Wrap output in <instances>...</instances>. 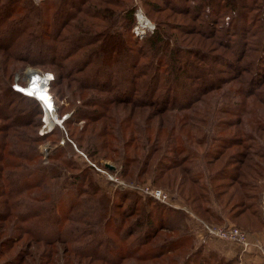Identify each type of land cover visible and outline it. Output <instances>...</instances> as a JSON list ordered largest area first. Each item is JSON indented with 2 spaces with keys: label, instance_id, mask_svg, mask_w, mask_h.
Wrapping results in <instances>:
<instances>
[{
  "label": "rangeland",
  "instance_id": "rangeland-1",
  "mask_svg": "<svg viewBox=\"0 0 264 264\" xmlns=\"http://www.w3.org/2000/svg\"><path fill=\"white\" fill-rule=\"evenodd\" d=\"M203 1L89 0L86 4L95 11L102 10L101 13L94 16L80 13L75 17V21L79 16V20L92 26L86 37L95 42L87 45L95 48L94 54L101 47L107 50L117 43L116 37L108 36L107 32H125L121 27L126 24L122 17L128 10H132L135 18L129 30L145 47L146 39L159 24L171 41L185 48L184 57L178 58L177 62L189 57L193 64L204 68L210 66L203 75L209 78L206 84L212 82V85L197 92L203 76L194 78L183 74L187 89L196 81L198 87L194 88V98H203L199 106L197 102L194 104L198 106L196 108L167 110L148 104H119L117 100L113 104V121H107L110 126L106 128L101 107L87 105V102L94 95L105 96L107 93L55 79L57 70L51 65H31L9 57L0 49V75L32 93L28 96L39 94L31 81L33 73L41 80L54 76L49 84L50 91L48 86L44 90L48 104V107L44 106L46 113L37 114V107L30 101L13 97L12 107L27 108L32 123L28 121L22 125L21 122L9 129L5 119L0 118V141L9 140V150H20L30 156L24 167L12 169L13 178L24 175L32 183L41 178L50 186L51 198L41 203L45 205L42 215L31 219V227L41 234H51L52 238L61 235L76 252L71 253L63 242H34L23 235L14 216L0 223V264H186V259L192 257L195 250L198 253L204 250L201 254L214 263L218 258L210 256L212 249L208 245L217 239L238 243L222 236L234 229L246 232L248 248L253 252L257 250L255 243L264 245V94L250 95L247 83L242 82L245 78L240 76L241 70L249 77L258 64L264 67V32L257 28L259 21L249 24L245 32L238 29L233 8L239 0H233L232 9L223 18L215 20L208 14L207 4L204 10L200 9ZM240 1L247 4L246 18L258 20L256 0ZM33 2L36 4L39 0ZM238 9L239 6L237 12ZM75 21L67 30L80 33L75 28ZM119 42L121 48L123 45ZM159 46H163L162 42ZM47 54L44 51L41 55L46 57ZM34 55L39 56L36 52ZM68 60L73 64L76 61L74 58ZM141 63L151 71L155 66L153 60L142 59ZM183 68L185 71L193 69L189 65H183ZM262 77L260 82L254 81L253 86L258 83L264 88V70L258 74V78ZM82 78L84 84L95 81V76L89 77V73L82 74ZM126 78L120 71L112 80L111 93L121 87L115 81L122 82ZM174 85L176 98H180L183 96L181 88L177 87L179 84ZM2 86L0 81V88ZM144 88L139 89L138 94H142ZM169 97L173 99V95ZM49 108L51 110H46ZM22 136L38 140L20 143ZM182 143L188 145L185 150L173 147L175 144L182 146ZM191 150L195 156L190 154ZM33 156L37 158H31ZM2 163L0 159V181L4 171ZM35 166L40 169L32 175L29 171ZM234 170H239L238 175ZM234 174L236 179H233ZM68 184L73 189L62 191V186ZM142 187L161 190L167 196L166 200L141 192ZM102 190L111 199L104 196ZM58 194L63 202L66 198L68 201L75 198V207L58 213L50 210L52 197ZM142 205L146 211L139 209ZM5 209L4 201L0 199V212ZM171 209L180 212L177 214ZM159 213L169 217L157 223ZM111 214L113 221L108 222ZM148 215L155 222V230L145 228L143 222ZM61 216L63 220L58 222L57 218ZM67 222H72L71 228L66 227ZM189 233L194 238L185 237ZM8 237L15 240L3 241ZM179 238L185 243L158 252L162 243ZM137 246L141 249L135 251ZM150 248L157 252L145 259L130 257L134 251L143 255ZM246 259L238 264H264L261 256L257 258L260 261L250 254Z\"/></svg>",
  "mask_w": 264,
  "mask_h": 264
},
{
  "label": "trees",
  "instance_id": "trees-1",
  "mask_svg": "<svg viewBox=\"0 0 264 264\" xmlns=\"http://www.w3.org/2000/svg\"><path fill=\"white\" fill-rule=\"evenodd\" d=\"M43 1L44 0H39V3L35 4L33 0H0V49L9 57L11 56L17 60H24L31 65H51L55 70H57L58 76L56 75L55 79H60L61 81L67 80L69 82L71 81L76 83L78 87H83L85 89L90 88L94 90L97 89L100 90V92L107 93L105 96L94 95V97L87 102V105L101 107V118L105 119L106 123L104 126H106V128H109L110 126L107 121H113V104L117 100H119V104L126 102L139 106L148 104L153 107L157 106L158 109L166 108L167 110H182L186 109L187 106H193L196 108L199 106L200 100L202 101L203 98H194V88L199 86V89L195 90L197 92L201 88L212 85V82L206 84V80L209 78L204 77L203 75V73L210 68L209 65H207V68H204L198 64H193L189 57L183 61L177 62L178 58L184 57L182 53H185V48L171 41V38H168V35H165V30L161 29L159 24L157 25L155 31H153V33H151L146 39V47L143 46L144 43H140L135 40L133 38V34L129 30V26L133 25L135 22L132 10H128L126 15L122 17L126 24H123L121 27L125 29V32H107L108 36H111L112 38H114L113 36L116 37L118 40L117 43L114 45L112 44V46H110L107 50H104V48L101 47L99 52L94 54L96 51L95 48H88L87 45H92L95 42L93 39L91 40L86 37V35H89V33L86 32L88 29L92 28V26L85 20H79V16L76 18L77 21H75V17L80 13H84L85 16H94L96 13L100 14L102 10L95 11L93 7L86 4L89 0ZM206 4L207 9H209L208 14H210L214 20L223 18L224 15L227 14V12L234 6L233 0H204L200 3V9L203 8L204 10V6ZM255 4V8L258 7L257 10L259 11L258 20L257 18H253L249 21V17L246 18V10L248 7L246 8L247 4H243L240 0L237 5L239 6L238 12L236 11L237 6L233 8L234 12H236L234 20L239 27L238 29L242 32H245L246 27L249 24H256L257 21H259V26H257V28L261 31V33L262 31L264 32V0H256ZM73 21H75V28L80 31V33H73L67 30L68 25ZM262 37H264V33L262 34ZM262 37L260 39H262ZM101 40L103 41L104 38H101ZM118 42L119 45H123L121 48H119ZM160 42H162L163 46H159ZM44 51L48 53L46 57L41 55ZM34 52H36L39 56L35 57L36 55H34ZM202 53L206 56L205 52ZM263 57L264 54L262 59ZM70 58L76 59L74 64L72 60H68ZM142 59L154 61L155 66L152 71L151 68L141 65ZM92 62H94L93 65L91 64ZM126 64L127 69L125 68ZM183 65L192 66L193 69L189 70L187 68V71H185ZM255 69L256 71H253L249 77L246 76L244 70L240 71V76L245 78V81L242 80L243 84L247 83V91L250 92V95L254 96L259 95L260 93L264 94V88H262L263 86L260 87V84L258 83L253 86L254 81L260 82L263 79V77L258 78V74L261 73V70H264V67L260 63ZM120 71L124 73L127 78L122 82L115 81V83L119 84V87H121L120 89L118 88L119 90H117V92L111 93L112 80H114ZM86 73H89V77L92 75L95 76L94 83L84 84L82 82V80H84L82 78V74L86 75ZM184 73H187L189 76L194 78L199 75L203 76L201 79L202 86H200L201 84L196 86L195 81L192 82L189 85V89H187L186 87L188 86V83L184 81ZM0 81L3 85L0 88V118L5 119L6 124L9 125V129H12L13 126L19 125L21 122L22 125L26 124L28 121L32 123V121L29 120L30 111H27V108L12 107L13 97L18 96L19 98L30 101L35 107H37V114H41L43 112L39 102L36 100L37 98L24 95L12 88L14 83L13 80L3 78L0 75ZM175 83L179 84L177 87L181 88L180 94H183L184 97L181 96L180 98H176ZM219 86L220 85L218 84L217 87ZM142 87H145L141 90L142 94H138V90ZM242 89L243 86L241 87V90ZM170 94L173 95V99H170ZM195 103L198 106H195ZM5 108L10 109V111H6ZM23 118H26V121H22ZM54 128H57V125H55ZM19 140H21L20 143L25 144L35 142L38 139L32 136H22ZM10 145L11 141L9 140L0 141V159L3 161L2 165L4 170L2 171L0 181V199L4 201L6 206V209L0 212V223L6 222L7 219H11L15 216L18 221L17 224H19L23 235H27L34 242H44L49 244L54 242H63L67 245V241L64 240L61 235H54L52 238L51 234H41L31 227V219L41 217V210L45 206L41 205V203L50 200L52 193L50 192V186L44 179L39 178L36 179V183H32L24 178L26 177L24 175L13 178L14 174L12 169L24 167L25 160H29L30 156L27 153L23 154L20 150H17L16 152L9 150ZM177 145L179 144H175L173 147L183 148L184 150L188 147L187 143H182L180 144L182 146L178 147ZM193 153V150H191L190 154L195 156ZM31 158L36 159L37 156H33ZM39 169L40 167L35 166L31 169V171H29V173L35 175L34 173H37ZM234 171L238 175L239 170ZM236 174L233 175V179L237 178ZM69 184L68 186H62V191H69V189H73ZM39 188L43 189L38 191ZM33 189H35V191L32 194L25 193L26 191H31ZM75 190H77V188ZM101 193L111 199L105 190H102ZM52 198L54 200L51 201L50 210L55 213H58L60 210H70L71 208H74L77 203L75 198L69 201L66 198L65 202H63L59 194L57 196H53ZM139 209L146 211V207L144 205L140 206ZM172 212L179 214L178 212L180 211L172 210ZM112 215L113 214L108 216V222L113 221ZM149 216L150 215H148L143 222L146 226L145 228L147 230H155V222H153L151 216ZM62 217L63 216L57 218V221H62ZM166 217L169 216H165L164 213H159V222L157 223L163 222ZM138 225V227H140V224ZM51 227H53L52 224ZM66 227L71 228L72 222H67ZM116 228H119V226ZM59 232H61V230ZM186 236L194 238L191 233H189V235H185V237ZM186 239L189 242L190 239ZM5 240L12 241L15 239L13 237H8L3 241ZM173 241L162 243L158 252L161 253L166 249H175L176 246L178 247L182 245V243H185L183 238ZM138 247L139 246L135 248V251L137 249H141V247ZM67 249L71 253H76L75 251H72L74 249L68 245ZM199 249L198 251H200ZM154 250L153 248H150L143 255L139 253L136 254L134 251L133 255L130 257L137 256L139 259H145V256H151L157 252ZM202 251L204 253V250ZM120 253L121 250L117 251V254ZM193 253L192 254L194 256L198 252L195 250ZM201 253H198L194 257L189 256L186 259L188 261L186 264H238V261H240L238 256L229 258L221 254L219 251L212 249L209 251V253H211L210 256L213 255V257H217L218 260L211 263L207 256L202 255ZM78 254L84 255L82 253ZM257 254L260 255L258 252ZM201 255L204 256V258H202Z\"/></svg>",
  "mask_w": 264,
  "mask_h": 264
},
{
  "label": "built area",
  "instance_id": "built-area-1",
  "mask_svg": "<svg viewBox=\"0 0 264 264\" xmlns=\"http://www.w3.org/2000/svg\"><path fill=\"white\" fill-rule=\"evenodd\" d=\"M49 74V73H47ZM45 74V75H47ZM52 78L48 79V91H50V81L54 79V76L51 75ZM13 88L17 91H19L20 93L24 94V92L20 89V86L18 83L14 82L13 83ZM25 95V94H24ZM30 97V96H29ZM35 98V97H33ZM40 106L42 107L43 111L45 112V108L43 106V103L40 102V100L36 99ZM46 113V112H45ZM140 189V188H139ZM141 192H145L147 194H150L151 196L157 198V199H162L163 201L166 200V195L163 194V192L161 190H155V189H150L149 187H142L140 189ZM210 233L213 234V230H210ZM222 236H224V238L227 239H231V240H236L238 243L242 244L243 248L246 250L249 247V242H248V235L246 234V232L239 230V229H234V230H229L227 233L223 234ZM254 246H256L257 252L264 257V245L255 243Z\"/></svg>",
  "mask_w": 264,
  "mask_h": 264
},
{
  "label": "crops",
  "instance_id": "crops-1",
  "mask_svg": "<svg viewBox=\"0 0 264 264\" xmlns=\"http://www.w3.org/2000/svg\"><path fill=\"white\" fill-rule=\"evenodd\" d=\"M218 241V242H217ZM217 241L213 240L210 242V244L208 245L210 249H215L217 251H219L221 254L232 258L234 256H238L239 260L241 261H246L248 259H246L249 254L251 255H255L256 261H260L261 259H257L260 258V256L257 254V250L255 252H252L253 250L250 248H247L246 250L243 248L242 245L238 244V243H230L227 241H222L220 242L218 239ZM207 247V246H206ZM208 248V247H207ZM246 251V252H245ZM252 253V254H251ZM253 259V258H251Z\"/></svg>",
  "mask_w": 264,
  "mask_h": 264
},
{
  "label": "bare ground",
  "instance_id": "bare-ground-1",
  "mask_svg": "<svg viewBox=\"0 0 264 264\" xmlns=\"http://www.w3.org/2000/svg\"><path fill=\"white\" fill-rule=\"evenodd\" d=\"M34 75H33V77H32V80L31 81H33V83L35 84V87L37 88V90L39 91V94H34V96L38 99V100H40V102L41 103H43V106H45V107H48V104H46L47 102V100H46V98L44 97V90L47 88V86H48V79H42L41 80V78H40V76L39 75H36L35 73H33ZM52 77V76H51ZM23 92H24V94L25 95H28V94H32V93H28L27 91H26V89L25 90H23L22 88H20ZM44 107V108H45ZM46 110H51V108H49V109H46Z\"/></svg>",
  "mask_w": 264,
  "mask_h": 264
},
{
  "label": "water",
  "instance_id": "water-1",
  "mask_svg": "<svg viewBox=\"0 0 264 264\" xmlns=\"http://www.w3.org/2000/svg\"><path fill=\"white\" fill-rule=\"evenodd\" d=\"M112 167V166H111Z\"/></svg>",
  "mask_w": 264,
  "mask_h": 264
}]
</instances>
